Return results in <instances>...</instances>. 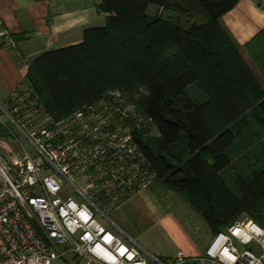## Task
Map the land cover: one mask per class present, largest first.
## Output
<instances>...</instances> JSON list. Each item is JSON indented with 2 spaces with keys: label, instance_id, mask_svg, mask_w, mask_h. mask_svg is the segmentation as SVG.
Masks as SVG:
<instances>
[{
  "label": "trees",
  "instance_id": "trees-1",
  "mask_svg": "<svg viewBox=\"0 0 264 264\" xmlns=\"http://www.w3.org/2000/svg\"><path fill=\"white\" fill-rule=\"evenodd\" d=\"M239 2L99 0L105 26L28 72L57 120L113 91L130 96L154 121L133 135L156 182L215 235L243 215L264 227V89L221 22Z\"/></svg>",
  "mask_w": 264,
  "mask_h": 264
},
{
  "label": "built area",
  "instance_id": "built-area-1",
  "mask_svg": "<svg viewBox=\"0 0 264 264\" xmlns=\"http://www.w3.org/2000/svg\"><path fill=\"white\" fill-rule=\"evenodd\" d=\"M16 47L0 33V52ZM153 125L119 91L57 120L27 74L0 102V139L22 150L0 153V264H264V227L248 218L217 235L203 257L180 252L170 262L117 233L106 210L157 180L133 135Z\"/></svg>",
  "mask_w": 264,
  "mask_h": 264
},
{
  "label": "crops",
  "instance_id": "crops-1",
  "mask_svg": "<svg viewBox=\"0 0 264 264\" xmlns=\"http://www.w3.org/2000/svg\"><path fill=\"white\" fill-rule=\"evenodd\" d=\"M97 1L0 0V33L19 38L15 49L0 52V102L8 100L39 56L79 45L87 29L105 26ZM221 22L264 89V0H240ZM151 198L148 192L135 195L112 209L117 233L166 262L180 252L195 258L204 255L210 245L191 237L173 214L151 203Z\"/></svg>",
  "mask_w": 264,
  "mask_h": 264
},
{
  "label": "rangeland",
  "instance_id": "rangeland-1",
  "mask_svg": "<svg viewBox=\"0 0 264 264\" xmlns=\"http://www.w3.org/2000/svg\"><path fill=\"white\" fill-rule=\"evenodd\" d=\"M99 1V0H98ZM97 1V2H98ZM158 131H155V134ZM7 135L0 129V137H6ZM17 136L21 139L22 144L28 151H32V146L30 143L24 139L20 134L17 133ZM0 153L5 156H11L13 153L22 156V150L20 146L9 138L0 139ZM151 193L152 198L149 201L157 202L161 208H164L169 213L173 214L179 224L190 234L191 237L199 240L200 242H206L211 245L213 240L217 235H215L208 224L202 220L200 215L192 208L187 198L180 193L171 191L166 189L161 184L155 182L147 191L139 193L136 197L144 194ZM144 202L148 204L146 198H144ZM108 216L112 218V209L106 210ZM248 218L252 220L248 215L241 216L240 219ZM103 224L107 225L106 221L100 220ZM236 221V222H237ZM254 221V220H253ZM125 240V239H124ZM127 242V240H125ZM205 255V254H204ZM201 255L199 257H203ZM195 258V257H193ZM190 264H199V263H190Z\"/></svg>",
  "mask_w": 264,
  "mask_h": 264
},
{
  "label": "snow or ice",
  "instance_id": "snow-or-ice-1",
  "mask_svg": "<svg viewBox=\"0 0 264 264\" xmlns=\"http://www.w3.org/2000/svg\"><path fill=\"white\" fill-rule=\"evenodd\" d=\"M231 259H235V257H230Z\"/></svg>",
  "mask_w": 264,
  "mask_h": 264
}]
</instances>
